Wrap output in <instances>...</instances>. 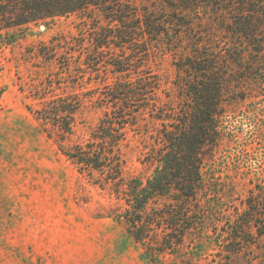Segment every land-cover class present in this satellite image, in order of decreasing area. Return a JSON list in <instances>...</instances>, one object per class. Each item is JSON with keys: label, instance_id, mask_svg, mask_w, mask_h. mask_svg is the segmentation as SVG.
I'll return each instance as SVG.
<instances>
[{"label": "trees", "instance_id": "1", "mask_svg": "<svg viewBox=\"0 0 264 264\" xmlns=\"http://www.w3.org/2000/svg\"><path fill=\"white\" fill-rule=\"evenodd\" d=\"M74 15L83 30L93 25L90 45L53 38L34 52L50 69L40 99L51 95L34 115L58 131L59 150L124 202L120 221L151 254H175L209 231L230 263L252 261L256 250L264 255V184L237 205L204 174L225 138L228 107L245 99L243 83L264 86V0H0V56L20 37ZM155 47L175 57L176 80L165 101L161 80L143 70ZM106 49L114 52L109 59L101 55ZM102 67L116 78L104 93H56L63 75L97 80ZM86 102L99 105L103 117L88 139L65 148ZM130 132L146 135L153 173L145 181L125 176Z\"/></svg>", "mask_w": 264, "mask_h": 264}, {"label": "rangeland", "instance_id": "2", "mask_svg": "<svg viewBox=\"0 0 264 264\" xmlns=\"http://www.w3.org/2000/svg\"><path fill=\"white\" fill-rule=\"evenodd\" d=\"M82 22L76 15L55 20L48 29L40 27L20 37L0 56V264H264L258 250L252 261L246 256L230 263L209 231L197 245L175 254H151L120 221L124 202L94 185L59 150L58 131L34 115L41 102L51 98L49 94L40 99L50 69L34 52L53 38H78L90 45L88 28L94 27L83 30ZM112 53L106 49L101 55L109 59ZM174 63L175 57L164 56L158 47L144 63L143 70L161 80L163 101L173 93ZM100 72L97 80L88 75L75 81L63 75V89L56 93L65 90L78 98L91 90L104 93L103 87L116 78L105 67ZM242 87L246 93L240 96L245 99L228 107L225 138L204 170L206 180L215 178L228 196H235L237 205L255 185L264 184V86L248 82ZM97 106L86 102L75 116L65 148L89 138L103 117ZM129 140L130 147L123 148L125 176L145 181L153 173L145 157L146 135L130 132Z\"/></svg>", "mask_w": 264, "mask_h": 264}, {"label": "water", "instance_id": "3", "mask_svg": "<svg viewBox=\"0 0 264 264\" xmlns=\"http://www.w3.org/2000/svg\"><path fill=\"white\" fill-rule=\"evenodd\" d=\"M43 29H45V27L42 26Z\"/></svg>", "mask_w": 264, "mask_h": 264}]
</instances>
